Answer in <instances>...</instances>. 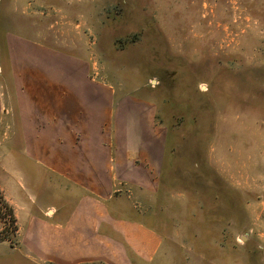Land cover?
<instances>
[{
    "label": "rangeland",
    "instance_id": "obj_1",
    "mask_svg": "<svg viewBox=\"0 0 264 264\" xmlns=\"http://www.w3.org/2000/svg\"><path fill=\"white\" fill-rule=\"evenodd\" d=\"M10 1L0 38L26 35L153 104L163 154L136 205L164 241L155 264H264V0ZM2 154L0 264H54L21 247Z\"/></svg>",
    "mask_w": 264,
    "mask_h": 264
},
{
    "label": "crops",
    "instance_id": "obj_2",
    "mask_svg": "<svg viewBox=\"0 0 264 264\" xmlns=\"http://www.w3.org/2000/svg\"><path fill=\"white\" fill-rule=\"evenodd\" d=\"M0 39L2 190L21 247L38 262L155 264L164 241L136 205L163 154L153 104L26 35Z\"/></svg>",
    "mask_w": 264,
    "mask_h": 264
},
{
    "label": "trees",
    "instance_id": "obj_3",
    "mask_svg": "<svg viewBox=\"0 0 264 264\" xmlns=\"http://www.w3.org/2000/svg\"><path fill=\"white\" fill-rule=\"evenodd\" d=\"M92 264H96V263H92Z\"/></svg>",
    "mask_w": 264,
    "mask_h": 264
}]
</instances>
